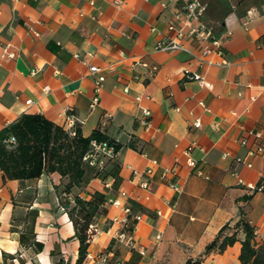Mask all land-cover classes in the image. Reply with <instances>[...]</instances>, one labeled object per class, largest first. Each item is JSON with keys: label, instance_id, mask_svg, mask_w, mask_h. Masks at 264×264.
<instances>
[{"label": "crops", "instance_id": "crops-1", "mask_svg": "<svg viewBox=\"0 0 264 264\" xmlns=\"http://www.w3.org/2000/svg\"><path fill=\"white\" fill-rule=\"evenodd\" d=\"M180 7L181 0H0V129L24 113H39L70 133L98 130L116 149L102 170L86 167V181L65 196L67 205L57 190L65 178L57 171L20 181L3 179L0 170V264H76L79 241L67 208L75 196L89 200L95 191L105 199L86 255L108 253L109 264H185L189 258L240 264L242 231L222 252L205 248L223 225L241 217L264 243V188L257 189L264 185V156L248 154L251 133L264 134V1L232 5L225 15L220 5L214 13L207 9L216 34L229 31L221 56L203 55V42L187 27L179 39L187 51L156 48L176 35L168 24ZM91 65L105 75L95 110L89 109L97 77ZM194 73L208 85L186 77ZM137 95L143 97L137 101ZM142 108L151 113L147 127ZM147 168L152 172L142 175ZM170 168L176 174L162 179ZM144 180L149 189L140 186ZM121 204L142 216L133 249L114 238ZM28 207L38 212L34 234L41 251L19 241ZM84 264L92 262L86 257Z\"/></svg>", "mask_w": 264, "mask_h": 264}, {"label": "trees", "instance_id": "trees-1", "mask_svg": "<svg viewBox=\"0 0 264 264\" xmlns=\"http://www.w3.org/2000/svg\"><path fill=\"white\" fill-rule=\"evenodd\" d=\"M202 1L206 4L204 18L207 20L210 0ZM218 2L223 7L222 15L231 10L232 4L228 1ZM235 5L243 4L239 1ZM215 7L216 5H213V13L217 12L214 10ZM10 139H13V142H10ZM92 139L113 142L98 130H94L89 136H83L78 127L70 133L42 114L24 113L0 129V170L3 172V179L23 181L37 178L44 172L57 171L65 178V182L57 190L62 203L67 205L65 196L72 188L83 185L88 176L86 167L89 166L84 162L83 156L88 151ZM115 146L119 147L118 144ZM104 199L103 193L95 191L89 200L75 196L74 205L67 208L74 226V236L79 241L76 264L85 263L86 250L92 235L91 224L95 215L103 211L101 204ZM37 214L36 209L28 207L19 232V241L22 246L41 251L43 244L35 239L34 234ZM239 231L243 232L238 256L240 264H264V243L255 241L254 228L242 217L232 227L228 224L223 225L215 238L206 245V253L222 252L237 240ZM185 264H202V258H189Z\"/></svg>", "mask_w": 264, "mask_h": 264}, {"label": "built area", "instance_id": "built-area-1", "mask_svg": "<svg viewBox=\"0 0 264 264\" xmlns=\"http://www.w3.org/2000/svg\"><path fill=\"white\" fill-rule=\"evenodd\" d=\"M206 13V4L202 0H181V7L177 10L173 19L168 24V29L175 31L176 35L174 37H168L165 39L158 40L156 43V48L158 50H185L186 47L179 41L181 37L185 35L183 28L187 27V34L197 41H202V54L207 55L210 53H216L222 55L221 46L223 42V37L229 34V31H223L220 35H217L212 24H209L205 21L204 16ZM176 21L180 23L179 26L176 25ZM248 18L243 20V25L246 26ZM13 57L14 54H8ZM146 67V63H142ZM89 70L92 73H96L97 77L94 80V94L89 102V109L95 110L99 105L100 96L99 91L101 84L105 78V75L101 72V69L97 66H89ZM156 67L151 68V72H154ZM186 77L198 81L202 85H208L204 78L200 74H186ZM128 90V87H125V91ZM148 98L147 95H144ZM143 96L137 95L136 100L139 101ZM26 103H30V100H26ZM202 104V103H201ZM143 118L141 122L144 126H149L150 124V110L148 108H142ZM70 119H68L69 121ZM71 122V121H70ZM194 127L200 126V121L195 120ZM253 144L248 149L249 155H262L264 156V134L261 131L252 132ZM13 142V139L9 140ZM241 144L245 145L248 143L247 138H242L240 140ZM188 153V150L186 151ZM116 156V149L113 144L109 143L106 140H96L93 139L90 142L88 151L84 154L83 160L90 167L96 168L97 170H102L107 162V160L113 159ZM237 163H242L240 158H236ZM192 166L195 165L194 161L190 162ZM247 166L250 164L247 163ZM151 169L147 168L142 172V175H149ZM133 175H138L139 172L132 170ZM176 174L175 168L164 169L161 173V177L164 180H167L168 177ZM196 174L199 176L206 177L200 169H196ZM174 190L178 191V187L175 186L173 182H168ZM140 186L144 189L150 188V182L144 180L140 183ZM248 188L256 189L255 186L248 184ZM264 188L263 184H260L257 189L262 190ZM108 202L111 204L119 205L120 201L118 199H108ZM121 209L123 216L118 218H113V223L119 225L118 230L114 234V238L117 241L124 242L128 247L133 249L136 246L134 232L137 228L138 222L141 220L142 216L139 213H133L130 206L127 204H121ZM98 232L96 225H91V234ZM92 262V264H109V254L100 253L97 256H91L90 254L86 255ZM114 264H121L115 262Z\"/></svg>", "mask_w": 264, "mask_h": 264}, {"label": "rangeland", "instance_id": "rangeland-1", "mask_svg": "<svg viewBox=\"0 0 264 264\" xmlns=\"http://www.w3.org/2000/svg\"><path fill=\"white\" fill-rule=\"evenodd\" d=\"M228 1L230 4L232 5H235L237 2H241L243 5H251L253 3H256V2H259V1H262V0H226ZM213 5L217 6L219 5V2L218 0H210V4L209 6L211 7V10H213Z\"/></svg>", "mask_w": 264, "mask_h": 264}]
</instances>
